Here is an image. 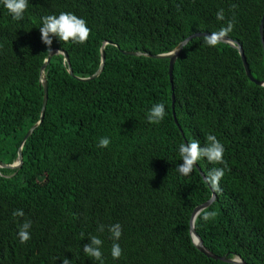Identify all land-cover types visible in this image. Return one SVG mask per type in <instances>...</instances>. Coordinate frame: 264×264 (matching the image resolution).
Segmentation results:
<instances>
[{
  "label": "trees",
  "instance_id": "obj_1",
  "mask_svg": "<svg viewBox=\"0 0 264 264\" xmlns=\"http://www.w3.org/2000/svg\"><path fill=\"white\" fill-rule=\"evenodd\" d=\"M235 5V8H232ZM224 9L225 20L216 13ZM70 12L91 29L86 43L53 38L45 70L48 100L42 122L23 147L19 168H0V264H100L83 251L95 235L104 264H231L209 258L193 243L195 207L213 203L195 219L204 246L219 256L264 264V85L246 74L241 54L228 43L210 47L204 36L187 43L169 76V60L123 51L165 54L195 33L218 32L243 48L250 72L264 81L259 28L264 0H28L23 18L0 3V161L12 164L23 137L41 115L45 15ZM173 100L175 117L173 114ZM163 103L158 124L147 113ZM181 129V130H180ZM184 135H182V132ZM208 134L224 145L228 167L219 188L204 179L212 168L201 159L185 176L179 145L203 147ZM108 137L107 148L98 147ZM23 210V217L12 213ZM203 211H215L205 222ZM31 222L21 244L20 226ZM122 235L112 238L109 226ZM104 225L103 232L98 231ZM119 243L122 255H111Z\"/></svg>",
  "mask_w": 264,
  "mask_h": 264
},
{
  "label": "clouds",
  "instance_id": "obj_2",
  "mask_svg": "<svg viewBox=\"0 0 264 264\" xmlns=\"http://www.w3.org/2000/svg\"><path fill=\"white\" fill-rule=\"evenodd\" d=\"M0 3L3 4L15 20L22 19L28 7V0H0ZM232 8H235V5H232ZM216 19L218 21L225 20L224 9L221 8L217 11ZM41 20V39L43 43L49 46V51H51L54 37L64 43L74 42L83 44L88 41L91 33V29L87 26L86 21L70 12H61L59 15H45ZM233 28L234 21L229 20L226 27H222L218 32H212L210 35L204 36L203 39L205 44L210 47L217 46L228 36ZM165 115V105L163 103L154 104L147 113V120L149 123L158 124L163 121ZM109 145L110 139L108 137H102L99 139L97 146L100 148H107ZM224 152V145L213 134H208L206 136V143L203 147L197 140H192L188 143H181L179 145V155L183 163L177 166V170L180 174L187 176L192 173L197 162L201 159H207L211 164H222L224 167L212 168L205 177L206 183L219 191L220 180L225 175V169L228 167L227 162L224 159ZM12 215L14 217H23L24 212L23 210H16ZM216 215L217 213L215 211L202 212V218L205 222L214 219ZM30 228V221H25L20 226L18 235L21 244L30 240ZM103 230L104 225H99L98 231L103 232ZM109 231L115 241L120 239L122 228L119 223L109 226ZM102 243L103 242L99 237L93 235L90 237V243L83 245L84 253L90 258L99 261L100 264H104L101 251ZM111 255L114 259H119L121 257L122 249L119 243H113ZM63 264H70L69 259H63Z\"/></svg>",
  "mask_w": 264,
  "mask_h": 264
},
{
  "label": "water",
  "instance_id": "obj_3",
  "mask_svg": "<svg viewBox=\"0 0 264 264\" xmlns=\"http://www.w3.org/2000/svg\"><path fill=\"white\" fill-rule=\"evenodd\" d=\"M259 33H260V36H261V42H262L263 49H264V14H263L262 19H261ZM206 35H210V34L209 33H195V34L187 37L185 40H183L171 52L165 53V54L150 55V54H146V53H142V52H130V51H123V53L124 54H127V55H134V56H149V57H155V58H165V59H168L169 60V76H170V80L172 81L174 64H175L177 58L179 57L181 51L183 50L184 46L187 43H189L193 38H195V37H202V36H206ZM222 42L223 43H228L231 46H233V47H235V48L238 49V51H239V53L241 54V57H242V61H243V64H244V68H245L246 74L248 75V77L250 78V80L253 81V82H255V83H257L258 85H264V81L263 82L257 81L256 79L253 78V76H252V74L250 72V69H249L248 62H247L246 57L244 55V51H243L242 46L240 44H237L233 39H231L229 37H226ZM104 46H105V44L101 47V63H100V66H99L98 70L92 76H90V77H76L74 75V73H73V71H72V69L70 67V61H69L68 54L63 49L54 48V49H52L48 53L47 58H46V60H45V62L43 64V66L41 68V72H40V74H41V76H40V82L42 83L43 88H44V101H43V105H42V108H41L40 119H39V121L35 125H33L28 130V132L26 133V135L23 137V139L21 141V144H20V147L18 149L17 159L12 164H6V163L0 161V168H10V169H14V168L21 167L22 164H23V152H22L23 147H24V145H25L28 137L33 133V131L35 130V128L42 122L43 117H44V114H45V107H46L47 100H48V82H47V79L45 77V70H46V67L49 64L51 58L54 55H56V54H63L64 55V59H65L67 65H68V72H69V74L71 76H73V77H76L79 81L87 82V81H90L92 79L97 78L101 74V72H102V70L104 68L105 59H106V57H105V51H104ZM172 106H173L174 118H175V121H176L175 110H174V100H173V105ZM182 135H184L183 132H182ZM196 166H197L198 170L200 171L201 175L204 178L205 177V174L201 171V169L199 168L198 165H196ZM212 193H213L212 197L209 200H207V201H205V202L197 205L195 207L193 213H192L191 220H190V226H191L190 227V232H191V236H192L193 243L195 244V246L197 247V249L200 252H202L203 254H205L206 256H208L209 258H213V259L220 260V261L226 262V263H231V264H248L246 261H244L239 256L227 257V256H219V255L214 254L213 252H211L209 249H207L204 246L202 238L196 232V230H195V219H196V217L199 215V213L202 210H204L205 208H207L208 206H210L213 203V201L215 200L216 195H215L214 191Z\"/></svg>",
  "mask_w": 264,
  "mask_h": 264
}]
</instances>
